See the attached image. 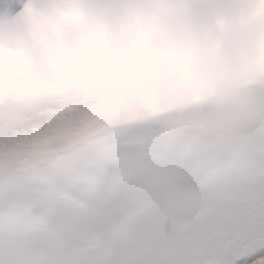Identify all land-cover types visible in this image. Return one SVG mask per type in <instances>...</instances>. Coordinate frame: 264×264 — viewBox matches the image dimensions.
Instances as JSON below:
<instances>
[{"label": "snow or ice", "instance_id": "1", "mask_svg": "<svg viewBox=\"0 0 264 264\" xmlns=\"http://www.w3.org/2000/svg\"><path fill=\"white\" fill-rule=\"evenodd\" d=\"M103 85L0 53V106L27 116L0 126V264H264V69L223 107L121 114Z\"/></svg>", "mask_w": 264, "mask_h": 264}, {"label": "clouds", "instance_id": "2", "mask_svg": "<svg viewBox=\"0 0 264 264\" xmlns=\"http://www.w3.org/2000/svg\"><path fill=\"white\" fill-rule=\"evenodd\" d=\"M25 16L0 11V53L19 54L36 79L72 85L83 64L104 77L121 114L195 97L223 107L264 69V0H27ZM25 111L6 100L0 126Z\"/></svg>", "mask_w": 264, "mask_h": 264}, {"label": "rangeland", "instance_id": "3", "mask_svg": "<svg viewBox=\"0 0 264 264\" xmlns=\"http://www.w3.org/2000/svg\"><path fill=\"white\" fill-rule=\"evenodd\" d=\"M21 1H25V0H21ZM26 5H27V0H26V3H25V7L22 10H20L19 12H17L16 15L14 16V18L22 17V16H25L27 14V12H26L27 6Z\"/></svg>", "mask_w": 264, "mask_h": 264}]
</instances>
